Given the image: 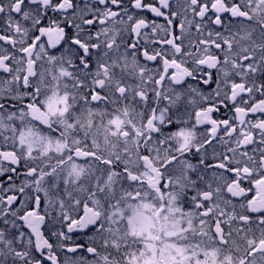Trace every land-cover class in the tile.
I'll return each instance as SVG.
<instances>
[{
  "label": "snow or ice",
  "instance_id": "obj_1",
  "mask_svg": "<svg viewBox=\"0 0 264 264\" xmlns=\"http://www.w3.org/2000/svg\"><path fill=\"white\" fill-rule=\"evenodd\" d=\"M0 264H264V0H0Z\"/></svg>",
  "mask_w": 264,
  "mask_h": 264
}]
</instances>
